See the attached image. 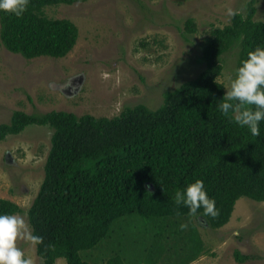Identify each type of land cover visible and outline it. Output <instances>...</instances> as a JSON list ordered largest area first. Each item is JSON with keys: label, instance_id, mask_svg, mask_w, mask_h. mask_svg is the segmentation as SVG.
Segmentation results:
<instances>
[{"label": "trees", "instance_id": "16d2710c", "mask_svg": "<svg viewBox=\"0 0 264 264\" xmlns=\"http://www.w3.org/2000/svg\"><path fill=\"white\" fill-rule=\"evenodd\" d=\"M89 0H30L22 18L0 12V39L11 52L28 59L67 56L78 42L80 29L69 18L46 14L51 5H73ZM259 0H250L246 14L212 30L199 61L204 69L193 79L165 92L156 109L139 103L113 117L78 115L65 110L46 113L14 112L0 125V141L23 132L29 125L53 128L45 177L27 214L43 264L59 258L68 264H94L82 252L112 235L113 225L127 216L141 219V238L150 249L152 264L167 255L168 264H188L205 252L194 218L203 217L213 228L229 223L243 197L264 201V121L260 136L221 115L217 104L226 88L223 55L238 48L237 69L249 51L264 46V21L255 19ZM47 7V8H46ZM196 23L186 21L193 33ZM196 179L219 209L215 218L203 209L190 215L177 206L175 192ZM24 212L16 202L0 198V214ZM190 230L187 244L173 250L170 236ZM147 239V240H146ZM184 248V249H183ZM236 260L252 256L240 250ZM96 264H125L118 255Z\"/></svg>", "mask_w": 264, "mask_h": 264}, {"label": "rangeland", "instance_id": "374dc122", "mask_svg": "<svg viewBox=\"0 0 264 264\" xmlns=\"http://www.w3.org/2000/svg\"><path fill=\"white\" fill-rule=\"evenodd\" d=\"M249 1L89 0L48 6V16L69 18L78 25V42L65 57L28 59L6 49L0 39V125L10 123L17 110L113 117L139 103L156 109L163 104L165 92L204 69L199 61L203 45L213 29L231 23L227 9L246 14ZM257 7L255 19L264 21V0ZM189 18L196 23L193 33L186 31ZM238 55V48L223 55L219 80L226 89L236 76ZM68 81L70 86L64 87ZM53 132L49 125L32 124L0 141V198L19 204L24 212L15 215L24 216L29 225L27 211L44 181ZM194 221L205 252L188 264H264V201L239 199L231 220L221 228L211 227L203 217ZM140 230L138 216L121 218L111 236L82 256L94 264L113 255L125 264H152ZM188 230L189 225L178 236L167 234L173 250L185 248ZM17 246L32 264H43L37 245L18 240ZM236 250L252 259L238 262ZM166 257L156 264H168ZM55 264L68 263L59 258Z\"/></svg>", "mask_w": 264, "mask_h": 264}, {"label": "clouds", "instance_id": "9594fccd", "mask_svg": "<svg viewBox=\"0 0 264 264\" xmlns=\"http://www.w3.org/2000/svg\"><path fill=\"white\" fill-rule=\"evenodd\" d=\"M30 0H0V12L22 18L28 9ZM240 10L229 7L228 17H235ZM68 81L64 87H69ZM221 115L233 121L241 128H247L254 137L260 136V123L264 121V46L249 51L247 58L236 70V76L220 102L217 104ZM177 206H185L190 215H196L203 209V216L213 218L219 215L214 198L207 194L203 180L196 179L183 190L175 192ZM26 215V214H25ZM188 227L181 224V230ZM23 240L33 245L42 243L43 237L35 235L24 216L0 214V264H32L24 251L17 246Z\"/></svg>", "mask_w": 264, "mask_h": 264}]
</instances>
